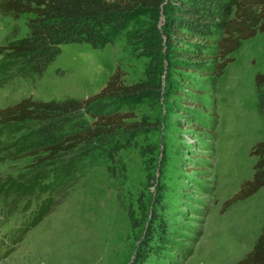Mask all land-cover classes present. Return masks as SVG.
<instances>
[{"label":"rangeland","instance_id":"1","mask_svg":"<svg viewBox=\"0 0 264 264\" xmlns=\"http://www.w3.org/2000/svg\"><path fill=\"white\" fill-rule=\"evenodd\" d=\"M28 16L0 15V44L14 38V29L25 33ZM230 56L211 96H203L210 113L206 107L178 109L167 88L157 100L136 106L134 118L145 124L141 133L130 132L132 145L119 152L123 174L112 177L105 164L88 167L18 244L7 234L27 220L39 199L27 195L16 204L1 195L0 264H131L145 243L152 211L166 221L173 243L161 255H149L146 264H232L248 252L264 224V188L224 202L251 177L256 157L249 152L264 137L254 87V75L264 71V35L243 40ZM146 63L124 34L102 49L64 44L42 75L6 81L0 107L24 97L85 98L116 67L132 83L143 77ZM191 124L198 128L185 129ZM22 132L0 126V183L24 181L33 173L29 158L5 159Z\"/></svg>","mask_w":264,"mask_h":264},{"label":"trees","instance_id":"2","mask_svg":"<svg viewBox=\"0 0 264 264\" xmlns=\"http://www.w3.org/2000/svg\"><path fill=\"white\" fill-rule=\"evenodd\" d=\"M24 14L31 15L25 33L14 29V38L0 44V87L13 75H42L64 44L102 49L121 34L147 63L143 77L132 83L116 67L105 85L85 98L24 97L0 107V126L24 130L5 159L29 158L33 171L24 181L0 183V196H11L16 204L27 195L39 199L27 220L7 234L12 244L41 222L88 167L105 164L112 177L123 174L119 152L132 145L130 132L141 133L145 124L135 120L136 106L157 100L167 88L178 109L191 113V106L206 107L210 113L203 96H211L233 60L230 54L243 40L264 35V0H0V15ZM254 87L256 112L264 119V71L254 75ZM195 124L185 129L198 128ZM249 153L256 157L253 173L225 205L264 188V137ZM168 233L166 221L152 211L145 243L131 264L161 255V248L173 243ZM232 264H264V224L251 249Z\"/></svg>","mask_w":264,"mask_h":264}]
</instances>
